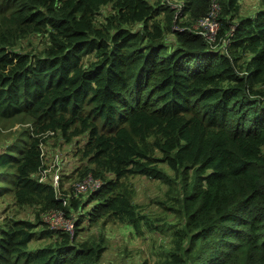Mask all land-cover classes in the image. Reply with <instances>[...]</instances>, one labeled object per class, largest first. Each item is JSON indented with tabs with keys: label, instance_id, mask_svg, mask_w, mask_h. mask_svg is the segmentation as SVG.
<instances>
[{
	"label": "trees",
	"instance_id": "16d2710c",
	"mask_svg": "<svg viewBox=\"0 0 264 264\" xmlns=\"http://www.w3.org/2000/svg\"><path fill=\"white\" fill-rule=\"evenodd\" d=\"M176 1L182 29L166 0H0V123L31 128L0 149V196L34 210L1 220L0 264H101L103 235L84 232L100 220L158 232L128 175L169 188L155 264H264V0H218L226 50L186 28L211 0ZM48 132L87 134L75 172L96 191L54 196Z\"/></svg>",
	"mask_w": 264,
	"mask_h": 264
},
{
	"label": "rangeland",
	"instance_id": "374dc122",
	"mask_svg": "<svg viewBox=\"0 0 264 264\" xmlns=\"http://www.w3.org/2000/svg\"><path fill=\"white\" fill-rule=\"evenodd\" d=\"M173 1L176 2V0ZM29 130L31 128L27 123H15L12 126H9L8 123H0V149H4L10 144L12 139L20 135L19 133ZM41 138L43 139L41 146L46 167L41 172L43 178L54 183V177L57 175V183L54 184L60 186L61 182L63 187H59L60 190L73 185L78 188L80 183L84 182V188H80V191H86L83 193L88 195L89 190L95 186V181L89 182L88 179L80 181L78 172H75L81 165L77 147L84 145L87 134L84 133L77 139L66 140L59 133L48 132ZM125 180L133 188V199L141 206L144 213L155 222L164 221L165 226L159 228L156 233L145 230L141 234H134L125 224L113 220L104 223L103 220H100L97 224L89 225L84 232L95 237L103 235L106 249L101 264H141L145 259L148 264H155L156 255L169 239V231L166 226L168 227L173 222V217L167 215L158 203L169 188L163 182L139 175H128ZM33 212L31 207L23 208L16 205L10 193L0 196V223L4 218L32 217ZM41 218L45 222L48 221L53 227L66 228L70 222V219H66L60 212L44 213L41 214Z\"/></svg>",
	"mask_w": 264,
	"mask_h": 264
},
{
	"label": "built area",
	"instance_id": "2783aa9c",
	"mask_svg": "<svg viewBox=\"0 0 264 264\" xmlns=\"http://www.w3.org/2000/svg\"><path fill=\"white\" fill-rule=\"evenodd\" d=\"M166 1L169 4V6H171L172 8L175 9V13H174L173 20H172V28L173 29H182V27H180L176 22V21H180L183 18V16H182V1H176V2H174L173 0H166ZM220 10H221V5H220L219 1L218 0H211L210 7H209L208 11L206 12V14H204L203 16L195 18L192 21V23L189 26H187L186 28H188L192 32L202 36L207 41V43L210 47L216 48L218 46H221V48L223 47V49L226 50V46L228 45V38L218 37V31H219V27H220V22H219L218 18H219ZM85 179H88L89 182L95 181V186L92 188V190H94L96 187L99 188L100 185L102 184L101 179L93 178L91 176V173H88V175L80 181H83ZM54 183H57V175H55V177H54ZM54 183H53V186L55 189V193H65V192H63V190H59L57 184H54ZM84 185H85L84 182L80 183L78 188H75V186L73 185L72 186L73 195L76 196L78 193L83 192V191H80V188H84ZM56 198L62 199L63 204H66L64 198H60V197H56ZM53 212H58V211H52L51 213H53ZM60 213H62V212H60ZM64 217L66 219H70V222L68 223V226L66 228L61 227V226L53 227L51 225H50V227L54 228V229L63 228L64 230H66L72 234L73 229H74L73 225H74V221L76 218L70 217V216L67 217L65 215H64Z\"/></svg>",
	"mask_w": 264,
	"mask_h": 264
},
{
	"label": "bare ground",
	"instance_id": "6f19581e",
	"mask_svg": "<svg viewBox=\"0 0 264 264\" xmlns=\"http://www.w3.org/2000/svg\"><path fill=\"white\" fill-rule=\"evenodd\" d=\"M190 31H191V30H190ZM222 48H223V47H222ZM224 48H225V47H224ZM58 189H59V186H58ZM97 189H98V187H96L94 190L90 189L88 193H90V192H94V191H96ZM59 190H60V189H59ZM71 192H73V189L71 190ZM83 192H86V191H83ZM83 192H80V193H83ZM60 194H61V193H55L54 196L59 197ZM71 197H76V196H74L73 194H71ZM50 213H51V212H49L48 214H50ZM63 214H64L65 216H67L65 213H63ZM67 217H69V216H67ZM46 223H47V222H46ZM47 224L49 225V228H50V229H54V228H51V227H50V224H49V223H47ZM56 229H58V228H56ZM73 233H74V232H73ZM73 233H72V234L70 233V234H71V235H70L71 237L73 236Z\"/></svg>",
	"mask_w": 264,
	"mask_h": 264
}]
</instances>
